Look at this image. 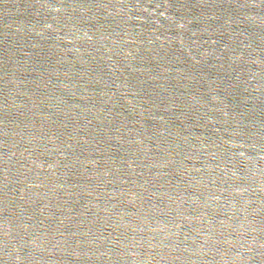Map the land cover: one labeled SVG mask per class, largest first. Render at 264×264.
Segmentation results:
<instances>
[{"label": "water", "instance_id": "95a60500", "mask_svg": "<svg viewBox=\"0 0 264 264\" xmlns=\"http://www.w3.org/2000/svg\"><path fill=\"white\" fill-rule=\"evenodd\" d=\"M0 264H264V0H0Z\"/></svg>", "mask_w": 264, "mask_h": 264}]
</instances>
